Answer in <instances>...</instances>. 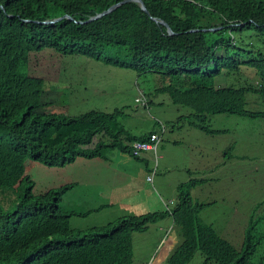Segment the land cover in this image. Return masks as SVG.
<instances>
[{"label":"trees","instance_id":"1","mask_svg":"<svg viewBox=\"0 0 264 264\" xmlns=\"http://www.w3.org/2000/svg\"><path fill=\"white\" fill-rule=\"evenodd\" d=\"M121 1L0 0V190L16 197L6 206L0 201V264H133V233L146 232L167 217L185 236L167 258L169 264H187L196 251L203 264H264V197L248 218L246 211L239 214L246 202H235L224 214L226 224L242 231L237 250L211 226L197 224L202 210L214 204L193 201L192 190L206 183L202 179L181 181L169 210L85 230L72 228L71 218L94 211L59 207L74 184L33 192L26 162L48 168L78 160L108 164L113 151L130 155L128 145L149 143L160 129L155 121L150 130L132 132L129 128L136 126L124 121L123 109L69 116L66 95L55 92L58 86L31 75L34 53L82 55L129 69L142 79L157 76L160 87L147 94L142 90L136 102H144L148 111L151 101L144 96L166 94L174 105L190 109L185 118L205 135L219 133L210 128L211 117L264 121V0H140L145 10L130 1L88 21ZM241 67L253 70L260 87L229 80L230 73L236 80L242 77ZM166 80L168 87L162 85ZM56 97L65 112L47 113ZM177 125L171 123L174 131ZM124 168L142 170L132 162ZM0 199L5 200L4 193Z\"/></svg>","mask_w":264,"mask_h":264},{"label":"rangeland","instance_id":"2","mask_svg":"<svg viewBox=\"0 0 264 264\" xmlns=\"http://www.w3.org/2000/svg\"><path fill=\"white\" fill-rule=\"evenodd\" d=\"M29 71L31 75L58 86L55 92L58 91L67 97V109L64 104L62 106V100L56 97L53 105L46 109L47 113H60V110L65 112L66 109L69 116H77L92 109L105 113L123 109V114L126 115L124 121H127L129 126H136L129 128L135 133L150 130L155 121H160L165 126L171 122L178 124L177 129L167 136L169 141L175 140L177 144L165 145L164 159H156L160 163L158 169L155 168L154 155L148 152L141 154L140 160L137 161L143 168L141 171L124 168L122 156L116 151L109 154H114L110 157L109 164L101 159H93L78 160L61 168H48L26 162V174L35 184L33 192L36 195L74 184L75 187L69 190L61 201L63 211H94L85 217L71 218L72 228L85 230L102 227L117 218L172 208L175 204L173 202L176 186L181 181L202 179L206 183L192 190L193 201L214 204L202 210L197 224L211 226L237 250L240 248L237 243L242 239V231L238 230L237 226L226 224L224 214L229 212V207L235 202H246L241 206L239 214L246 211L248 218L253 206L264 197L262 119L211 117L210 128L220 132L209 136L193 130L188 123L189 119L185 118L190 114V109L174 105L166 94L149 98L144 96L146 100L151 101L148 111L142 107L144 102H136V99H142L143 91L147 94L149 90L160 87L157 86L160 81L157 76L142 79L129 69L94 58L82 55L60 57L51 51L31 54ZM240 73L242 77L239 80H236L235 73H230L229 80L233 84L247 82L260 87V79L253 70L241 67ZM163 84L170 86L169 80L162 82ZM249 99L253 100L252 97ZM256 105L251 104L249 107ZM151 140L156 141V136ZM96 141L95 138L94 142ZM232 146L233 150L229 153L228 150ZM90 147L93 148V144ZM138 148L150 150L142 144H139ZM130 152L126 157L133 161L137 156L134 144L130 145ZM228 154L230 157L226 158ZM223 161L225 165H222ZM149 170L154 171L151 184L145 182L146 172ZM128 179H132V182L128 183ZM0 193H4L5 200L0 201L4 202L5 206L8 202L15 203L16 197L12 192L0 190ZM134 202L136 204L133 205ZM145 202L152 204L149 209ZM156 202L162 204L160 208H157ZM182 231V227L177 223L173 225L166 218L157 225H150L146 232L133 233V264H169L166 257L183 241ZM169 238H173L175 242ZM167 240L169 241L166 243V249L169 252L160 260L159 256L161 252L164 253V242ZM234 240L236 241L233 242ZM203 261L202 254L196 251L193 259L187 264H203Z\"/></svg>","mask_w":264,"mask_h":264},{"label":"clouds","instance_id":"3","mask_svg":"<svg viewBox=\"0 0 264 264\" xmlns=\"http://www.w3.org/2000/svg\"><path fill=\"white\" fill-rule=\"evenodd\" d=\"M136 101H138V99H136ZM159 122V124H160V129L158 130V131H156L155 133H153V135H151L150 136V142L149 143H139V142H135V143H133L135 146H136V153H137V157L139 158V160H140V155L141 154H143V153H145V152H148V153H150V154H153L154 155V157H155V168L156 169H158L159 168V166H160V163L158 162V161H156V159H158V158H160V154H159V151H160V149L163 147V149L162 150H164V147H165V145H169V144H171V145H176L177 144V141H175V140H168L167 139V136H168V134L169 133H171L173 130H174V127L172 128V126H171V123L169 124V125H167V126H165L162 122H160V121H158ZM213 130V129H212ZM216 131H218V130H216ZM220 132V131H219ZM154 136H156V141H153V140H151ZM151 141H153V142H155L154 144L153 143H151ZM164 142H167L166 144H164V145H162V146H159V145H161V144H163ZM139 144H142L143 146H147V147H149L150 148V150L149 151H146L145 149H142V148H138V146H139ZM125 146V145H124ZM128 146H130V145H128ZM128 146H127V148H128ZM161 152V151H160ZM120 155L122 156H120L121 157V159H122V163H123V166H125V164L127 165L129 162H132V163H135V164H138V160H136L135 161V159L133 160V161H130L127 157H126V155L127 154H121L120 153ZM109 164V163H108ZM139 165V164H138ZM140 166V165H139ZM141 167V166H140ZM147 167V166H146ZM146 167H145V169H146ZM142 168V167H141ZM143 169V168H142ZM152 170H149L148 172H146V177H145V182L146 183H152V179H153V175H154V171L152 172ZM156 175V174H155ZM175 200H176V197H175ZM62 203V202H61ZM61 203H60V208H61ZM173 203H175V202H173ZM156 205H157V208H160L161 207V203L160 202H156ZM165 207H166V205H165ZM62 209V208H61ZM170 209V208H169ZM168 209V210H169ZM63 210V209H62ZM167 210V209H166ZM158 212V211H157ZM118 219V218H117ZM166 219V218H165ZM167 219H169L171 222H172V224L173 225H175L174 223H173V221L170 219V218H168L167 217ZM183 232V235H184V231H182ZM185 237V236H184ZM170 239H172L174 242H175V240L173 239V238H169V240ZM169 240H167V241H165L164 243H165V246H164V250L166 249V247H167V245L168 244H166ZM173 242V243H174ZM173 243H172V245H173ZM171 245V246H172ZM132 248H133V246H132ZM172 248V247H171ZM175 249V248H174ZM173 249V250H174ZM169 250H170V248H169ZM169 252V251H168ZM167 252V253H168ZM167 255V254H166ZM162 256V254L159 256V258ZM169 256V255H168ZM168 256L166 257V260H167V258H168ZM164 258V256H162V258L160 259V260H162Z\"/></svg>","mask_w":264,"mask_h":264},{"label":"water","instance_id":"4","mask_svg":"<svg viewBox=\"0 0 264 264\" xmlns=\"http://www.w3.org/2000/svg\"><path fill=\"white\" fill-rule=\"evenodd\" d=\"M137 2L141 5V9L142 10H145V7L143 5V3L140 2V0H122L121 2L117 3V4H114L113 6H111L107 11H104L103 13H100V14H97L96 16L90 18L88 21H93L95 20L96 18H99V17H102L106 14H109L110 12H112L115 8H117L118 6L122 5V4H125L127 2ZM61 18L57 19L56 21L60 20Z\"/></svg>","mask_w":264,"mask_h":264},{"label":"crops","instance_id":"5","mask_svg":"<svg viewBox=\"0 0 264 264\" xmlns=\"http://www.w3.org/2000/svg\"><path fill=\"white\" fill-rule=\"evenodd\" d=\"M161 151V152H160ZM160 151H159V154H160V158L163 160L164 158H163V156H164V153H163V151L164 150H162V149H160ZM127 166V165H126ZM134 204H136V202H134L133 203V205ZM145 204H146V207L149 209V207H150V205H152V204H149L148 202H145ZM160 229V228H159ZM159 232H161L160 230H159ZM132 246H133V239H132ZM165 252V251H164ZM161 254H163V252H161ZM160 259H161V257H160Z\"/></svg>","mask_w":264,"mask_h":264},{"label":"bare ground","instance_id":"6","mask_svg":"<svg viewBox=\"0 0 264 264\" xmlns=\"http://www.w3.org/2000/svg\"><path fill=\"white\" fill-rule=\"evenodd\" d=\"M168 252V250L167 249H165V252L162 254V256H164L166 253Z\"/></svg>","mask_w":264,"mask_h":264}]
</instances>
